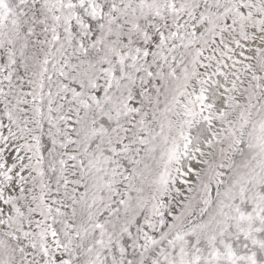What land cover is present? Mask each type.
Wrapping results in <instances>:
<instances>
[{
	"label": "snow or ice",
	"instance_id": "obj_1",
	"mask_svg": "<svg viewBox=\"0 0 264 264\" xmlns=\"http://www.w3.org/2000/svg\"><path fill=\"white\" fill-rule=\"evenodd\" d=\"M0 264H264V0H0Z\"/></svg>",
	"mask_w": 264,
	"mask_h": 264
}]
</instances>
